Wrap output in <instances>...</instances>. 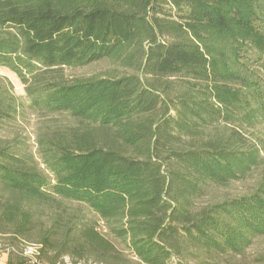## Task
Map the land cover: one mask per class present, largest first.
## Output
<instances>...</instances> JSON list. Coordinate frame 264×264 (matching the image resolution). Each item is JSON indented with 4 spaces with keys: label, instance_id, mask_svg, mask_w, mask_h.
Masks as SVG:
<instances>
[{
    "label": "trees",
    "instance_id": "1",
    "mask_svg": "<svg viewBox=\"0 0 264 264\" xmlns=\"http://www.w3.org/2000/svg\"><path fill=\"white\" fill-rule=\"evenodd\" d=\"M104 60L131 73L65 76ZM0 68L28 98L0 86V128L62 119L39 134L44 171L0 141L1 236L50 264H219L264 236V190L200 204L263 162L264 0H0Z\"/></svg>",
    "mask_w": 264,
    "mask_h": 264
},
{
    "label": "rangeland",
    "instance_id": "2",
    "mask_svg": "<svg viewBox=\"0 0 264 264\" xmlns=\"http://www.w3.org/2000/svg\"><path fill=\"white\" fill-rule=\"evenodd\" d=\"M131 73L124 71L118 65L109 60H104L90 64L88 66L80 68L65 69V76L67 79L74 81L77 79L84 80L90 78H104L111 76H120L123 74ZM0 86L8 88L12 94H14L23 103L28 102V98L25 92V86L5 68H0ZM62 120L60 117L42 116L27 112L24 118L20 117L16 121L6 123L0 128V141H9L14 139H24L29 145L31 151L37 159L38 165L41 170H45L38 154V137L39 134L45 130L46 127L52 125L54 121ZM263 139L261 144V151L263 162L262 165L251 172L244 180L233 182L227 186H215L211 185L207 188V193L200 201V204L223 202L226 200L239 198L248 194H252L260 189L264 190V128H259L256 132ZM60 207L70 214H80L87 217L88 220L96 222L99 230L104 229V223L98 219L89 209L85 206L77 204L75 202L61 201ZM51 211L45 210L40 215L41 223L45 227H49L51 222ZM31 249L26 251L29 254L27 264H34L35 252L31 245H28ZM22 244L20 241H16L10 236L0 235V264H7L10 252L8 249L11 247L16 248L20 252L28 247ZM68 256V255H67ZM59 261V260H58ZM177 264H198L196 259L184 260L180 263L177 259ZM33 262V263H32ZM35 264H50L46 262V258L38 259V263ZM219 264H264V236L256 238L253 245L242 256H232L224 258Z\"/></svg>",
    "mask_w": 264,
    "mask_h": 264
},
{
    "label": "built area",
    "instance_id": "3",
    "mask_svg": "<svg viewBox=\"0 0 264 264\" xmlns=\"http://www.w3.org/2000/svg\"><path fill=\"white\" fill-rule=\"evenodd\" d=\"M32 246V245H31ZM33 248H34V252H35V261H34V264L35 263H38V258H39V255H40V252H39V249H40V247L39 246H35V245H33L32 246ZM27 249H31L32 250V248L31 247H25V249L23 250V252H22V255L25 257V258H32V257H29V254H28V252L26 251ZM8 252H16V250L14 249V248H9L8 249ZM33 263V262H32ZM58 264H97V263H91V262H78V263H75L74 261H72L69 257H64L63 259H62V261L60 262V263H58ZM172 264H177V261H176V259L174 258L173 259V263Z\"/></svg>",
    "mask_w": 264,
    "mask_h": 264
}]
</instances>
